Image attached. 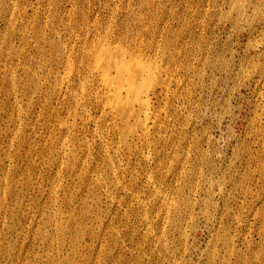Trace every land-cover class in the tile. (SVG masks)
Here are the masks:
<instances>
[{
    "label": "rangeland",
    "instance_id": "obj_1",
    "mask_svg": "<svg viewBox=\"0 0 264 264\" xmlns=\"http://www.w3.org/2000/svg\"><path fill=\"white\" fill-rule=\"evenodd\" d=\"M263 9L264 0H0V264H216L209 252L223 234L241 248L258 241L247 212L264 192L254 171L264 87L252 72ZM99 40L155 68L145 85L150 111L162 113L132 148L80 63ZM100 176L109 184L91 189Z\"/></svg>",
    "mask_w": 264,
    "mask_h": 264
},
{
    "label": "bare ground",
    "instance_id": "obj_2",
    "mask_svg": "<svg viewBox=\"0 0 264 264\" xmlns=\"http://www.w3.org/2000/svg\"><path fill=\"white\" fill-rule=\"evenodd\" d=\"M94 1V0H93ZM229 1V0H228ZM243 1V0H242ZM230 3V2H229ZM237 3V2H236ZM240 6V5H239ZM150 8V7H149ZM232 8V7H231ZM252 8V7H251ZM232 10V9H231ZM241 10V9H240ZM264 10V9H263ZM233 11V10H232ZM245 11V10H244ZM253 11V10H252ZM242 12V11H240ZM239 14V13H238ZM83 15V14H82ZM230 15V14H229ZM228 15V16H229ZM235 18V17H234ZM237 19V18H236ZM234 20V19H233ZM243 20V18H242ZM254 20V19H253ZM250 22V21H249ZM248 22V23H249ZM256 22H260V25L262 24V28L264 29V11L261 12L260 16L258 17V19L256 20ZM41 24V23H40ZM125 24V23H124ZM255 24V23H254ZM126 28V27H125ZM252 28V27H251ZM264 31V30H263ZM263 33V32H261ZM37 34V33H36ZM40 34V33H39ZM37 34V35H39ZM43 37V36H42ZM59 37V36H58ZM101 37V36H100ZM38 38V37H37ZM98 38V37H96ZM95 38V40H96ZM43 39L41 38V41ZM98 40V39H97ZM44 41V40H43ZM40 42V40H39ZM91 42V41H90ZM263 42V41H262ZM87 43V42H86ZM45 44V43H44ZM88 44V43H87ZM91 46V47H90ZM88 48V50L86 51V53L84 52V60L81 61L80 63L82 65H84V67L87 70H93L95 71V77H92V80L94 81V86L90 85L91 87L93 86L92 89L93 90L90 91V94L92 93L93 97L91 96V98H94V100L96 101L97 104V108L99 110H102V112L107 111V113H101L102 114H109V115H116L117 117V127H118V133H119V138H120V143L125 146V147H130L132 148L133 145H135V142L142 136L148 135L150 133V128L148 127V121H152L155 122V118L159 115H161L160 110H159V114L157 115L155 112L150 111V105L148 103V92L149 89L147 88V86L145 85L146 81L150 78L153 77L154 75V70L155 68H150L148 66H145L141 61L138 62L133 58H130L129 55H124L121 53H118V51L115 49H113L110 46H107L103 43H101V41L99 40L98 42L92 43V45H90ZM52 47V45H51ZM59 46H57L58 49ZM50 48V47H49ZM55 49V47H54ZM85 49V48H83ZM248 49V48H247ZM80 50V49H79ZM114 50V51H113ZM41 51V48H40ZM53 50L49 51L48 53L50 55L51 52ZM44 52H47L44 50ZM81 52V51H80ZM53 53V52H52ZM58 51L57 53H55V56L58 55ZM41 54H44L41 52ZM54 55V54H53ZM33 56V55H32ZM60 56V55H59ZM83 56V55H82ZM259 56V55H258ZM81 57V56H80ZM30 58V57H29ZM40 58V57H39ZM43 58V57H42ZM45 58V57H44ZM53 58V57H52ZM52 58H48V59H52ZM57 58V57H56ZM59 58V57H58ZM223 58V57H222ZM259 58V57H258ZM32 58H30L31 60ZM35 59V57L33 58V60ZM37 60V59H36ZM46 61V59H44ZM58 60V59H57ZM81 60V59H80ZM40 61V60H39ZM55 61V60H54ZM224 61V60H223ZM256 61V60H255ZM254 61V62H255ZM32 62V61H31ZM48 62V61H47ZM208 62V61H207ZM33 63V62H32ZM37 63V62H36ZM50 63V61L48 62ZM253 63V62H252ZM250 64V63H249ZM50 65V64H49ZM241 65V63H240ZM253 65V64H251ZM74 67V66H73ZM226 67V66H225ZM28 68V67H27ZM26 68V69H27ZM75 68V67H74ZM74 68L69 67L66 70V75H65V80H69L70 82H72V85H74L75 83V77L76 76L73 72H74ZM249 68V67H248ZM253 74L257 75V80H254V82L256 84H262L264 87V54L262 56V61L258 62V64L255 63V65H253ZM25 69V68H24ZM30 69V68H28ZM248 70V69H247ZM28 71V70H27ZM30 71V70H29ZM31 72V71H30ZM76 72H80V71H76ZM158 72V71H157ZM27 73V72H26ZM32 73V72H31ZM30 73V74H31ZM37 73V72H36ZM64 73V74H65ZM81 73V72H80ZM28 74V73H27ZM63 74V75H64ZM36 75L35 73L31 74L30 77V82L33 83L34 85V92H36L37 90H39L43 85L40 84L39 80L36 79ZM83 75V74H82ZM85 75V74H84ZM29 76V75H28ZM41 76V75H40ZM86 76V75H85ZM89 76V75H88ZM252 76V74H251ZM38 77V76H37ZM42 77V76H41ZM78 77H81V75ZM91 77V76H90ZM45 79H47L46 81H48V78L50 79L49 75H45L44 76ZM61 83L59 82V78L54 79L52 83V86H50L52 88V91H50V94H56L57 92H61L62 90V85L64 83L65 80H63V76L61 77ZM85 78L83 77L80 80V88L82 90V92H86L87 90H85L86 88H84L85 86H87L85 83ZM28 79V77H27ZM26 79V80H27ZM89 80V79H88ZM90 79V81H92ZM245 80V79H244ZM12 84H13V78H11ZM63 81V82H62ZM79 81V80H78ZM92 81V83H93ZM201 81V80H200ZM66 82V81H65ZM88 82V81H87ZM30 83V84H31ZM42 83V82H41ZM45 83V82H44ZM42 83V84H44ZM68 83V82H67ZM79 83V82H78ZM28 84V83H27ZM65 84V83H64ZM89 84V83H88ZM78 85V84H77ZM162 85V83H161ZM58 86V87H57ZM68 86V85H67ZM77 86V87H79ZM89 86V85H88ZM87 86V87H88ZM89 86V87H90ZM163 89V88H162ZM96 90V91H95ZM166 90V89H165ZM41 91V90H40ZM39 91V92H40ZM47 91V90H46ZM64 91V90H63ZM163 92V90H162ZM21 93V92H20ZM58 93L56 95H58ZM164 93V92H163ZM80 94V93H79ZM87 96V94H85ZM165 95H166V91H165ZM53 96V95H52ZM81 96H83L81 94ZM46 97V96H45ZM84 97V96H83ZM261 100L263 101V107H262V113L264 115V91L261 93ZM48 98V97H47ZM78 98V97H77ZM89 99V96L87 97ZM30 99V98H29ZM99 99V100H98ZM166 99V98H165ZM73 100V99H72ZM91 101V100H89ZM88 101V102H89ZM74 111L73 113H75V109H76V104L77 101L76 99H74ZM87 103V102H86ZM29 104V102L27 103ZM30 105V104H29ZM45 105V104H44ZM73 105V104H72ZM93 105V104H92ZM28 106V105H27ZM94 106V105H93ZM256 107V106H255ZM96 108V109H97ZM27 110V109H26ZM152 110H154L152 108ZM254 110V109H253ZM69 111V110H68ZM72 111V110H71ZM70 113V112H69ZM27 115V114H26ZM157 115V116H156ZM101 117V116H100ZM263 117V116H262ZM40 118V117H39ZM98 118V117H97ZM158 119V118H157ZM39 120V119H37ZM157 121V120H156ZM257 124V129L255 132V138H257V141L259 142V150L262 152V150H264V121H260V118L257 119L256 121ZM156 124V123H155ZM201 124V123H200ZM188 127V126H187ZM60 128H64L65 130L68 128L67 123H63L61 125ZM157 128V126H156ZM63 130V129H61ZM60 130V131H61ZM250 130V129H249ZM207 133V132H206ZM250 133V132H249ZM34 134H36V131L34 132ZM54 135V132H53ZM250 138V137H249ZM71 140H73V138H71ZM256 141V140H255ZM53 139L50 140V144H53ZM65 145H69L66 141V139L63 140L62 142V146ZM189 145V144H188ZM245 150V149H244ZM250 150V147H249ZM258 162L255 167H254V171L257 172L258 177H256L255 179H261L264 178V155L261 154L259 152L258 154ZM255 160V159H254ZM249 162V161H248ZM249 170L250 167H249ZM246 173V172H245ZM244 173V174H245ZM248 173V171H247ZM246 173V174H247ZM250 173V172H249ZM82 178H87V174L86 172H82L80 173ZM227 175V174H226ZM251 175V174H250ZM248 176V175H246ZM109 176H100L99 178L93 179L91 182H89V187H91V189L93 190H98L99 188L103 187L104 184L106 183V179ZM247 178V177H245ZM250 180H253L254 177L250 176ZM246 180V179H245ZM105 181V183H104ZM109 181V179H108ZM107 181V183H108ZM111 181V180H110ZM240 182V181H239ZM238 182V183H239ZM263 182V181H262ZM106 183V184H107ZM241 183V182H240ZM239 183V184H240ZM105 184V185H106ZM109 184V183H108ZM221 184V183H220ZM238 184V185H239ZM243 184V183H241ZM251 184V183H250ZM249 184V185H250ZM263 185V184H262ZM261 185V186H262ZM114 186V184H113ZM240 186V185H239ZM249 188V187H248ZM251 188V187H250ZM239 189V188H238ZM243 188L240 187V190L242 191ZM262 189V188H261ZM260 189V190H261ZM92 190V198L91 200H93L94 206L97 207L99 205L100 202V197L96 196L93 193ZM237 190V189H236ZM249 190V189H248ZM196 191V190H195ZM244 191V190H243ZM246 191V190H245ZM95 192V191H94ZM238 192V191H237ZM236 192V193H237ZM248 192V191H247ZM252 192V191H251ZM52 193H56L55 188H52ZM214 193V192H213ZM243 193V192H242ZM241 193V194H242ZM207 194V193H206ZM249 194V193H248ZM246 194V196L248 195ZM262 198L259 204H257L254 207H249L250 210L249 212H247V216H253V218L256 220L257 224H258V228H259V240L258 241H250L249 239L243 240L244 242V246L243 248L237 246V242L233 241V239L230 237L232 234H230V236L228 234H223L224 237L222 238V247L221 248V252L218 251V249H213V251L209 252L210 255V261L212 263H216V264H264V192L262 193ZM240 194H238L239 196ZM243 196V194H242ZM250 196V195H249ZM257 196V195H256ZM236 197V196H235ZM255 197V196H254ZM204 198V196H203ZM238 198V197H237ZM241 198V197H240ZM245 199V198H243ZM242 199V200H243ZM259 199V198H258ZM212 200V199H211ZM240 200V199H239ZM246 200V199H245ZM202 201V200H201ZM234 201H236L234 199ZM249 201V199L247 200V202ZM211 202V201H210ZM242 202V201H241ZM207 203V202H206ZM226 203V202H225ZM236 203V202H235ZM245 203V202H243ZM249 203V202H248ZM245 207L248 206L246 203L244 204ZM191 207V206H190ZM202 207V206H201ZM200 207V208H201ZM204 207V206H203ZM205 207H209L205 206ZM211 207V206H210ZM243 207V206H242ZM244 207V208H245ZM175 208V207H174ZM177 208V207H176ZM186 208V207H185ZM237 208V206H236ZM190 209V208H189ZM207 209V208H206ZM205 209V210H206ZM241 209V208H240ZM201 210V209H200ZM202 210V211H205ZM237 210V209H236ZM239 210V209H238ZM243 210V209H241ZM246 211V209H244ZM191 211V210H190ZM235 211V210H234ZM233 211V213H234ZM244 212V211H243ZM207 213V212H206ZM238 213V212H237ZM89 214V213H86ZM186 214V213H185ZM235 214V213H234ZM233 214V215H234ZM250 214V215H249ZM191 215V214H190ZM202 215V213H201ZM236 215V214H235ZM220 216V215H219ZM240 216V215H239ZM242 216V215H241ZM246 216V215H245ZM244 216V217H245ZM213 217V216H212ZM202 218V217H201ZM219 218V217H218ZM223 218V217H222ZM234 218V216L232 217ZM239 219H242L240 217H238ZM237 218V219H238ZM251 218V217H249ZM252 218V219H253ZM204 219V218H203ZM207 219V218H206ZM244 219V218H243ZM242 219V220H243ZM223 220V219H222ZM233 220V219H232ZM186 221V220H185ZM207 221V220H205ZM216 221V220H215ZM210 222V221H209ZM219 222V221H217ZM227 222V221H226ZM242 222V221H238ZM248 222H250L248 220ZM184 223V222H183ZM187 223V222H186ZM192 223V222H191ZM206 223V222H205ZM212 223V222H211ZM216 223V222H215ZM229 223V222H228ZM227 223V224H228ZM234 223V221L232 222ZM231 223V224H232ZM182 224V223H181ZM223 224V223H222ZM226 224V225H227ZM230 224V223H229ZM230 224V225H231ZM242 224V223H240ZM247 224V223H246ZM211 225V224H210ZM214 225V224H212ZM220 225V224H219ZM225 225V224H224ZM229 225V226H230ZM236 225V224H235ZM238 225V224H237ZM59 226V224H58ZM191 226V224H190ZM234 226V225H233ZM245 226V225H244ZM224 227V226H223ZM241 226H239L240 228ZM257 227V225H256ZM60 233H64V227H62L60 225ZM180 228V227H179ZM213 228V227H212ZM211 228V229H212ZM220 228V227H219ZM222 228V227H221ZM220 228V229H221ZM231 229V226L229 227ZM242 228V227H241ZM249 228V227H248ZM217 229V228H216ZM215 229V231H217ZM244 229V228H243ZM246 229V228H245ZM250 229V228H249ZM192 230V229H191ZM222 230V229H221ZM228 230V229H227ZM239 230V229H238ZM253 230V229H252ZM212 231V230H211ZM224 232V228L222 230ZM226 231V230H225ZM255 231V230H254ZM253 231V232H254ZM242 232V231H241ZM240 232V233H241ZM180 233V232H179ZM213 233V232H212ZM216 233V232H215ZM214 233V234H215ZM219 233V230H218ZM217 233V234H218ZM236 233V232H235ZM239 233V232H238ZM239 233V234H240ZM234 234V233H233ZM189 235V234H188ZM236 235V234H235ZM234 235V236H235ZM244 235V234H243ZM248 235V234H246ZM244 235V236H246ZM77 238H74L75 240H77L79 238V236L75 235ZM258 236V237H259ZM219 235H218V239L219 240ZM216 238V237H215ZM243 238V239H244ZM249 238V237H248ZM235 239V238H234ZM239 239V238H237ZM253 239V238H252ZM215 241V240H213ZM211 244V243H210ZM239 244V243H238ZM242 244V243H241ZM214 245V243L212 244ZM241 246V245H240ZM206 256V255H205ZM204 256V257H205ZM206 258V257H205ZM209 258V257H208ZM208 260V259H206ZM209 263V262H208ZM204 264V263H203Z\"/></svg>",
    "mask_w": 264,
    "mask_h": 264
}]
</instances>
